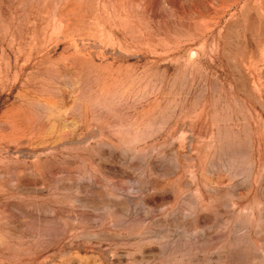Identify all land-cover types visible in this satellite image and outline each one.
Returning <instances> with one entry per match:
<instances>
[{
	"label": "rangeland",
	"instance_id": "1",
	"mask_svg": "<svg viewBox=\"0 0 264 264\" xmlns=\"http://www.w3.org/2000/svg\"><path fill=\"white\" fill-rule=\"evenodd\" d=\"M0 264H264V0H0Z\"/></svg>",
	"mask_w": 264,
	"mask_h": 264
}]
</instances>
